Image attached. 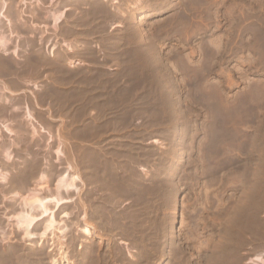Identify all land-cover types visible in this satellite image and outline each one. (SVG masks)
<instances>
[{"label": "rangeland", "instance_id": "374dc122", "mask_svg": "<svg viewBox=\"0 0 264 264\" xmlns=\"http://www.w3.org/2000/svg\"><path fill=\"white\" fill-rule=\"evenodd\" d=\"M193 1L20 0L17 18L8 16L17 25L9 37H17L7 59L22 66L39 56L48 65L0 76V124L16 136L0 129V173L12 181L25 158L23 168L44 172L49 191L67 164L81 180L43 243L20 241L12 219L39 175L22 192L0 183V230H12L0 249H19L14 264H50L59 253L71 264L264 258V0ZM101 8L110 18L101 19ZM46 9L63 12L56 27ZM31 128L38 133L30 148ZM84 223L92 238L81 234Z\"/></svg>", "mask_w": 264, "mask_h": 264}, {"label": "bare ground", "instance_id": "6f19581e", "mask_svg": "<svg viewBox=\"0 0 264 264\" xmlns=\"http://www.w3.org/2000/svg\"><path fill=\"white\" fill-rule=\"evenodd\" d=\"M50 1V0H49ZM52 1H54V0H51V2ZM79 1V0H78ZM101 1H103V2H105V1H107V0H101ZM113 1V0H112ZM198 1V0H197ZM202 1V0H201ZM50 2V3H51ZM193 2H195V0L193 1ZM193 2L192 3H190V7H188L187 8V11L189 12L190 10H192L191 9V5L193 4ZM23 3V2H22ZM199 3V2H198ZM4 4L5 3H3V5L2 6H4ZM20 4V3H19ZM24 4V3H23ZM101 5V4H100ZM104 5V4H103ZM200 5V4H199ZM102 6V5H101ZM1 8H4L5 9V7H1ZM107 8V7H106ZM105 8V9H106ZM98 9V8H97ZM105 9H103V8H101V9H99V12H98V14H99V16L101 17L102 15H103V13H105L106 14V16H107V13L109 12H107ZM4 11V10H3ZM142 11L143 10H141L139 13H142ZM11 12V14L10 15H12V17L13 18H17V15H16V12H15V10H11L10 11ZM58 12V11H57ZM57 12H55V11H52V12H48V16H49V19L52 21V25H53V27H56V25H58L59 23H61V21H62V19H63V12H61V13H57ZM109 15V14H108ZM120 15V14H119ZM113 16H115V13H114V15ZM8 18V16H6V12H5V15L2 13V10L0 9V22H1V19L2 18ZM12 17H10V18H12ZM107 17H109V16H107ZM12 18V19H13ZM19 18V17H18ZM105 19L106 17H105V15H104V17L102 16L101 17V19ZM110 18V17H109ZM113 18V17H112ZM115 18V17H114ZM8 19H6V21H7ZM14 20V19H13ZM12 20V21H13ZM15 21V20H14ZM110 21V20H109ZM180 21V20H179ZM186 22V21H185ZM9 23H10V21H9ZM9 23H8V25H9ZM14 23V22H13ZM183 23V20H182V22L181 23H179L178 21H176V25H177V27L178 26H180L181 24ZM130 25V24H129ZM14 26V25H13ZM21 27H24V26H21ZM131 27H133V26H131ZM12 28V27H11ZM129 28V27H128ZM13 29V28H12ZM12 29H9L11 32H13L12 31ZM131 29V28H130ZM136 30V29H135ZM134 32V31H133ZM10 33V32H9ZM5 34H6V32H5ZM3 34L2 32H1V29H0V52H2V56L0 55V76H3V75H8L9 74V76H11V73H14L15 75H16V77L19 79V77L17 76L18 74H20V73H23V72H25V74H33L34 75V73H39V71L40 70H42L44 67H46L47 65H48V60L46 61L45 60V58L44 57H39V56H29V57H26L24 60H23V62H24V65H22V66H20V62H19V64L16 62V63H14L15 61H13V60H11V59H7L8 58V56L5 54V50H6V45L7 44H10L9 43V41L11 42V40L12 39H10V35L8 34ZM130 34V33H129ZM137 34V33H136ZM135 35V33L133 34V36ZM139 35H141L140 33H139ZM138 35V36H139ZM132 36V35H131ZM135 36H137V35H135ZM137 36V37H138ZM137 37H135V38H137ZM139 38V40L138 41H140V39H142V38H145V37H143V36H141V38L140 37H138ZM137 38V39H138ZM134 40V39H133ZM135 41H136V39H135ZM138 41H136V43L138 42ZM28 42V41H27ZM143 42H144V40H143ZM137 45V44H136ZM139 45V44H138ZM140 45H142V43L140 44ZM9 47V46H8ZM139 47V46H138ZM143 47V46H142ZM8 49V48H7ZM143 49V48H142ZM154 49V48H153ZM153 49H152V51H153ZM142 51V50H141ZM149 52V51H148ZM155 52V51H154ZM150 53V52H149ZM153 52H151L150 54H152ZM155 53H157V52H155ZM155 53H154V56H155ZM69 54V53H68ZM67 54V55H68ZM149 55V54H148ZM145 56H147V55H145ZM150 56V55H149ZM148 56V57H149ZM159 56V55H158ZM13 57V56H12ZM53 57H55V56H53ZM67 57V56H66ZM151 57V56H150ZM157 57V56H156ZM59 58V57H58ZM57 58V59H58ZM157 59V58H156ZM11 60V61H10ZM18 60V59H17ZM66 60V59H65ZM160 60V59H159ZM158 60V61H159ZM68 61V60H67ZM22 62V63H23ZM54 63V65L55 66H57L56 65V61L55 62H53ZM52 63V64H53ZM160 63V62H159ZM68 64L69 65H72L73 66V64L74 63H72L71 61L69 62L68 61ZM53 66V65H52ZM48 67H50V66H48ZM54 67V66H53ZM59 67H61V66H59ZM52 68V67H51ZM60 69V68H59ZM63 71V70H62ZM65 71V70H64ZM51 72H53V70L51 71ZM56 73V72H55ZM59 73V72H58ZM72 73V72H71ZM13 74V75H14ZM65 74V73H64ZM73 74V73H72ZM85 74V73H84ZM83 74V75H84ZM6 75V76H7ZM14 75V76H15ZM23 75V74H22ZM27 75V76H28ZM38 75V74H37ZM71 75V74H70ZM69 75V76H70ZM79 75V74H78ZM20 76V75H19ZM39 76V75H38ZM13 77V76H12ZM23 77V76H22ZM74 77V76H73ZM73 77L71 78V79H73ZM79 77V76H78ZM4 78V77H3ZM16 78V79H17ZM65 78V77H64ZM64 78H63V80H64ZM69 78V77H68ZM79 79V78H78ZM67 80V79H66ZM75 80H77V79H75ZM163 80V79H162ZM161 80V81H162ZM165 80V79H164ZM163 80V81H164ZM167 80H169V79H167ZM11 81V80H10ZM68 81V80H67ZM69 81H71V80H69ZM79 81V80H78ZM159 81V80H158ZM162 81V82H163ZM166 81V80H165ZM164 81V82H165ZM12 82H13V80H12ZM23 82V81H22ZM66 83V82H65ZM74 83V82H73ZM166 83V82H165ZM23 84V83H22ZM69 84H71V83H69ZM81 84V83H80ZM6 84H4V82L2 81V80H0V88H1V90L4 92V90H7V86H5ZM78 85V84H77ZM65 86V85H64ZM63 87V86H62ZM66 87V86H65ZM64 87V88H65ZM72 88V87H71ZM75 88H77V87H75ZM79 88V87H78ZM81 89H83V88H81ZM0 90V91H1ZM53 90H55V89H53ZM53 90H51V93H53L52 91ZM65 90V89H64ZM67 91H69V90H67ZM8 92V91H7ZM10 93V92H9ZM55 93V92H54ZM53 93V94H54ZM56 94H57V91H56ZM66 94V93H65ZM85 94V93H84ZM50 95H52V94H50ZM55 95V94H54ZM74 95H75V93H74ZM69 97V96H68ZM67 97V98H68ZM64 98V97H63ZM66 99V98H65ZM75 100H77V99H75ZM5 109V108H4ZM13 110V109H12ZM25 118H28V120H32V115H31V111L30 110H28V109H26L25 108ZM1 114H3V113H1ZM18 127H19V129L18 130H20V129H22L21 127H23L22 126V124H20V126L19 125H17ZM0 129L4 132V133H6V134H8V136L9 135H13V133H12V131L6 126V125H2V124H0ZM23 129H24V127H23ZM0 130V131H1ZM25 130V129H24ZM31 130H32V132H31V134L29 135H27L28 137V143L30 142V144L31 143H33V137L38 133V131L36 132V130L34 129V128H31ZM20 131H22V130H20ZM25 132V131H24ZM22 133V132H21ZM26 134H27V132H26ZM26 134H25V136H26ZM21 135V134H20ZM14 136V135H13ZM19 135L17 134V137H18ZM21 136H23V135H21ZM37 136V135H36ZM14 137H16V136H14ZM26 138V137H25ZM22 137H20V139H18V141H19V143H21L22 142ZM35 140H37V139H34V141ZM26 141H24V143H25ZM15 143V142H14ZM14 143H13V140L11 141V143L9 144V146H8V148L6 149V150H4V159L5 160H7V161H9L10 159H12L13 158V156H12V152H11V148L14 146ZM37 144H38V142H36ZM3 144H4V142H3ZM30 144H28V145H30ZM34 144V143H33ZM6 145H7V143H6ZM26 146L25 144H22L21 146ZM1 146V145H0ZM19 146H20V144H19ZM31 146H32V144L30 145V148H31ZM35 146V145H34ZM33 147V146H32ZM38 147H39V145H38ZM37 147V148H38ZM18 148H20V147H17V149ZM26 148H27V146H26ZM27 149H29V146H28V148ZM36 149V148H35ZM32 150V149H31ZM49 150V149H48ZM25 151H28V150H25ZM47 151V150H46ZM18 152V151H17ZM24 152V151H23ZM30 152V151H29ZM28 152V153H29ZM20 153H22V152H20ZM24 153H26V152H24ZM18 154V153H17ZM55 155H56V160L57 159H59V157H61L62 156V154H61V152L59 151V148H57V150L55 151V153H54ZM19 155V154H18ZM23 154H21V156H22ZM17 156V155H16ZM18 157H20V156H18ZM42 157V156H41ZM43 157H44V155H43ZM42 157V158H43ZM29 158V157H28ZM99 160H100V158H98ZM19 160H21V159H19ZM38 160V159H37ZM44 160V159H43ZM68 160V159H67ZM6 161V162H7ZM58 161V160H57ZM113 161V160H112ZM22 164H25V166H23V167H26L27 168V166H26V163H27V159H22L21 161H20ZM46 162V161H45ZM68 162V161H67ZM93 162V161H92ZM102 162V161H101ZM19 163V162H18ZM67 164V163H66ZM91 164H93V163H91ZM99 164H101V163H99ZM45 165V164H44ZM90 165V164H89ZM95 165H96V163H95ZM22 166V165H21ZM104 166V165H103ZM23 167H19L20 169L18 170V173H16V176H15V178L11 181V179L9 180L8 178V175L7 174H5V173H0V183H7L6 185H8V181H11V183H10V187H7V188H12V189H16V190H20V192H22V191H24L25 189H26V187H27V184L30 182V180H32V177L37 173V171H36V168H35V170L34 169H26V168H23ZM93 167V166H92ZM105 167V166H104ZM103 167V168H104ZM111 167V166H110ZM109 167V168H110ZM31 168H33V167H31ZM107 168V167H106ZM92 169V168H91ZM98 169H100L99 167H98ZM97 170V169H96ZM109 170V169H108ZM127 170H128V168H127ZM39 171H41V170H39ZM38 171V172H39ZM70 171H73V172H75V170H73L71 167H69V165L67 164V168L65 169V171L62 173V174H60V175H56L55 177H57V179H56V184H55V188L53 189V191L51 190V191H49L48 189H47V187L45 186V185H43L45 182H46V180H45V178H46V176L44 175V172H40L39 174L37 173V175H39V177H38V181H39V185H38V188H36V189H30L29 191H25V192H28V194L27 195H25V197H23V198H21V200H20V203H19V211L16 213V215L15 216H13L12 217V219H13V221H14V223L15 224H13L14 225V227L17 229V231L18 232H20L22 235H21V238H20V241H27V243H28V241H32V240H34V239H38L39 240V242H40V240H41V242L43 241H45L47 238H49L48 237V235H51L52 234V232H51V230L53 229V228H55L54 227V220H53V215H54V212L57 210V209H59L60 208V206H62L63 204H67V203H69V202H71L72 200L69 198V194L71 193V192H74V193H79V191H80V189H78L77 188V183H81V180L79 179V177H78V175L76 174V173H73V174H69L70 173ZM93 171V170H92ZM95 171V170H94ZM93 171V172H94ZM36 172V173H35ZM98 172V171H97ZM104 173H106L105 171H103ZM103 173V174H104ZM114 173H115V171H114ZM46 174V173H45ZM55 174V173H54ZM53 174V175H54ZM59 174V173H58ZM110 174V173H109ZM113 174V173H112ZM117 174V173H116ZM125 174V173H124ZM11 175V174H10ZM107 175V174H106ZM90 176V175H89ZM105 176V175H104ZM114 176V175H113ZM115 177V176H114ZM11 178H13V177H11ZM101 178V177H100ZM110 178V177H109ZM113 178V177H112ZM97 179V178H96ZM126 179V178H125ZM116 180V179H115ZM131 180V179H130ZM132 181V180H131ZM136 181V180H135ZM111 182V181H110ZM107 183V182H106ZM117 183H118V181H117ZM117 183H116V185H117ZM129 183V182H128ZM140 183V182H139ZM113 184V183H112ZM119 184V183H118ZM116 185H114V186H116ZM5 187V186H4ZM110 187V186H109ZM108 187V188H109ZM117 187V186H116ZM115 187V188H116ZM119 187H121V186H119ZM126 187V186H125ZM130 187V186H129ZM103 188V187H102ZM2 189H4V188H2ZM28 189V188H27ZM101 189V188H100ZM104 189V188H103ZM106 189H107V186H106ZM114 189V188H113ZM136 189V188H135ZM10 190V189H9ZM109 190H111V189H109ZM115 190V189H114ZM165 190V189H164ZM5 191V190H4ZM102 191V190H101ZM107 191V190H106ZM118 191V190H117ZM1 192H3L2 190H1ZM7 192V191H6ZM5 192V193H6ZM12 192V191H11ZM19 192V191H18ZM17 193V192H16ZM103 193V192H102ZM133 193V192H132ZM2 194V193H1ZM110 194V193H109ZM136 194H137V192H136ZM5 195L6 194H4L3 193V195L1 196L3 199H5L6 197H5ZM16 195V197L18 196V193L17 194H15ZM115 195V194H114ZM119 195H121V194H119ZM124 195V194H123ZM127 195V194H126ZM139 195H141V194H139ZM138 195V196H139ZM13 196V195H12ZM110 196V195H109ZM113 196V195H112ZM111 196V197H112ZM5 197V198H4ZM10 197V196H9ZM104 197V196H103ZM7 198H8V195H7ZM12 198V197H11ZM141 198V197H140ZM106 199V198H105ZM113 199V198H112ZM0 200H1V198H0ZM114 200V199H113ZM2 201V200H1ZM108 201V200H107ZM7 202V201H6ZM137 205V204H136ZM52 207V208H51ZM140 209V208H139ZM136 212V211H135ZM66 215V214H65ZM119 216V215H118ZM46 218V222L44 223V225L42 226V231H41V233H39L38 235H36L35 233H33V229L35 228V226H36V224H37V222L39 221V220H41V219H43V218ZM123 217V216H122ZM119 218V217H118ZM121 218V217H120ZM8 221V220H7ZM114 221V220H113ZM85 222V221H84ZM111 222V221H110ZM109 222V223H110ZM115 222V221H114ZM123 223H125V222H123ZM85 225L83 226V228H82V233L81 234H83L84 236H86V237H90V238H92L93 237V231H92V229H91V227H89L88 225H86V223H84ZM118 224V223H117ZM119 225V224H118ZM123 226H124V224H123ZM67 230V229H66ZM62 232V231H61ZM20 235V234H19ZM54 236V235H53ZM11 237H12V230L11 229H9V228H4L2 231L0 230V242L2 243V244H6V243H8V241H9V239H11ZM54 239V238H53ZM51 240V239H50ZM42 242V243H43ZM59 242V241H58ZM60 247V246H59ZM18 250L19 249H17V248H15V249H5V248H2V249H0V264H14V259H16V258H18V256H21L22 254H18ZM20 250H21V248H20ZM33 250V249H32ZM30 252V251H29ZM35 252V251H34ZM57 252H60V250L59 251H57ZM36 253V252H35ZM29 254V253H28ZM60 254V256H59V258H53V259H50L51 260V263L50 264H71L70 262H68L67 260H66V257L67 256H65V254L64 253H59ZM58 254V255H59ZM63 254V255H62ZM32 255V254H31ZM37 255V254H36ZM40 255V254H39ZM25 256V255H24ZM263 256V254L262 253H260V254H258V255H255V257L254 258H251V259H249L245 264H264V258L262 257ZM58 257V256H57ZM23 258V257H22ZM26 258V257H25ZM30 258V257H29ZM22 260V259H21ZM24 260V259H23ZM33 260V259H32ZM17 261V260H16ZM35 261V260H34ZM21 262V261H20ZM20 262H19V264H20ZM23 263V262H22ZM21 263V264H22ZM17 264V263H16ZM25 264V263H24Z\"/></svg>", "mask_w": 264, "mask_h": 264}, {"label": "flooded vegetation", "instance_id": "af4514ba", "mask_svg": "<svg viewBox=\"0 0 264 264\" xmlns=\"http://www.w3.org/2000/svg\"><path fill=\"white\" fill-rule=\"evenodd\" d=\"M9 1H11V0H9ZM19 1H20V0H18V3H19ZM30 1H31V2H34V1H37V0H30ZM39 1H43V0H39ZM47 1H48V3H49V0H47ZM24 2L26 3V0H24ZM3 3H5L4 6H2ZM18 3H17V4H18ZM8 4H10V3H9V2L6 3V1H1V0H0V9L2 10V13L4 14V13L6 12L7 16H10V14H9L8 12H9L10 10L16 8V7H17V4H16V5H15V3L12 4V6H13V5L15 6L14 8H12V7L9 8V7H8ZM49 6H50V5H49ZM49 6H48V7H49ZM1 7H5V9H4V8H1ZM49 8H50V7H49ZM3 10H4V11H3ZM14 10H16V9H14ZM48 12H49V10H47V9L43 12V13L47 14L46 16L44 15V16H45L44 19H45L46 21H49V22H50L51 20L49 19ZM7 19H8V18H7ZM4 22H5V23H4ZM13 25H14V26H13ZM16 26H17V25H16L15 23H13V21H12L11 24L8 25V20L6 21V17L1 19V22H0V29H1V32H2L3 34H5V32H6V34L8 35V32L10 31L9 29H12V28H13L12 31L14 32V28H16ZM34 26H35L34 24H33V25L31 24V27H34ZM11 27H12V28H11ZM6 34H5V35H6ZM15 37H17V35H15V34L12 33V36L10 37V39L15 38ZM23 37H24V36H22V35L20 36V38H23ZM29 37H30V36H29ZM9 43H10V44H7V45H6V47H5L6 49L9 48L10 46H15V47H16V42L14 43L13 41H12V42L9 41ZM8 46H9V47H8ZM5 51H7V50H5ZM10 53H11V52H10ZM10 53H8V54H6V55H9ZM11 55H12V53H11Z\"/></svg>", "mask_w": 264, "mask_h": 264}]
</instances>
